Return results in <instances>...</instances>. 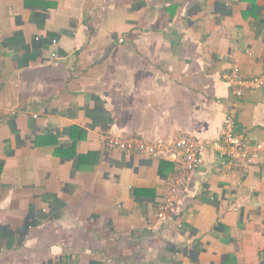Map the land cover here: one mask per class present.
Wrapping results in <instances>:
<instances>
[{"label":"crops","instance_id":"obj_1","mask_svg":"<svg viewBox=\"0 0 264 264\" xmlns=\"http://www.w3.org/2000/svg\"><path fill=\"white\" fill-rule=\"evenodd\" d=\"M237 70L264 76V0H0V264H264V88ZM232 110L245 177L213 146ZM106 134L204 144L167 223L176 162Z\"/></svg>","mask_w":264,"mask_h":264},{"label":"built area","instance_id":"obj_2","mask_svg":"<svg viewBox=\"0 0 264 264\" xmlns=\"http://www.w3.org/2000/svg\"><path fill=\"white\" fill-rule=\"evenodd\" d=\"M56 43L57 41H54V44ZM232 76L235 85L234 93L239 98L243 97L248 90L264 88V76L244 79L238 70ZM235 112L232 110L224 120L221 127V140L213 146L230 167L245 177L260 159L263 145L250 147L241 141L236 133ZM102 141L111 151L142 154L176 162V171L169 181L167 192L156 214L159 222L167 223L171 220L178 202L184 195L191 174L200 164L204 144L189 135H183L172 141H152L138 135L116 137L106 134L102 136Z\"/></svg>","mask_w":264,"mask_h":264},{"label":"trees","instance_id":"obj_3","mask_svg":"<svg viewBox=\"0 0 264 264\" xmlns=\"http://www.w3.org/2000/svg\"><path fill=\"white\" fill-rule=\"evenodd\" d=\"M8 235H9V234H7V235H4V236H5V237H9Z\"/></svg>","mask_w":264,"mask_h":264}]
</instances>
